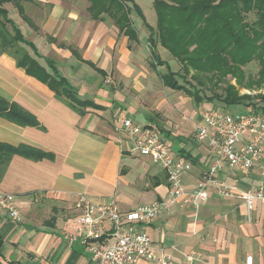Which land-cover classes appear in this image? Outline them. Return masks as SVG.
Returning a JSON list of instances; mask_svg holds the SVG:
<instances>
[{"label":"crops","instance_id":"obj_1","mask_svg":"<svg viewBox=\"0 0 264 264\" xmlns=\"http://www.w3.org/2000/svg\"><path fill=\"white\" fill-rule=\"evenodd\" d=\"M35 1L26 3V10L36 28L19 12L20 19H13L22 32L27 25L29 35L23 33L35 43L39 61L46 66L45 60L52 59L67 86L87 105L75 108L12 56L0 54V95L35 119L19 124L0 116V144L26 145L46 154L35 158L23 148L12 155L0 178V194L14 196L22 218L0 206V264H91L87 246L67 238V233L81 231L76 222L80 193L95 203H114L122 212L167 195L165 171L134 149L120 120L156 128L176 156L191 163L183 176L190 190L215 157L195 138L207 99L165 84L168 59L160 63L151 49L161 56L169 52L150 44L145 22V30L136 26L138 37L130 40L111 18H92L89 0ZM178 67L177 62L172 69ZM216 177L243 189L262 180L258 168L246 174L223 167ZM140 229L157 249L173 255L174 264H246L248 256L253 264H264L263 201L249 212L243 200L223 197L212 188L197 213L192 205L177 203ZM194 252L200 255L190 259Z\"/></svg>","mask_w":264,"mask_h":264},{"label":"trees","instance_id":"obj_2","mask_svg":"<svg viewBox=\"0 0 264 264\" xmlns=\"http://www.w3.org/2000/svg\"><path fill=\"white\" fill-rule=\"evenodd\" d=\"M89 1L92 18L109 17L120 33L130 40L137 39L138 31L131 19V13L139 11L137 3L133 0ZM9 2L16 5L23 20L36 28L26 10V3L36 4L35 0H0V54L12 56L28 74L47 83L75 108L87 105L67 86L52 59L45 60L46 66L39 61L35 43L25 37L10 16L5 5ZM154 7L156 25L145 22L148 41L152 46L165 47L179 65L174 71L166 62L167 72L162 75L166 85L196 94L198 99L217 100L224 105L245 104L264 112V0H154ZM151 50L163 63L160 54ZM252 61L259 65L256 76L244 70ZM179 71L183 72L185 84L178 83ZM246 78V86L263 92L257 96L259 103L251 100L252 96L240 95L237 85L231 81L235 79L242 85ZM0 116L19 124L35 123L31 114L1 95ZM23 148L31 150L35 158L46 155L26 145L0 144V178L12 155Z\"/></svg>","mask_w":264,"mask_h":264},{"label":"built area","instance_id":"obj_3","mask_svg":"<svg viewBox=\"0 0 264 264\" xmlns=\"http://www.w3.org/2000/svg\"><path fill=\"white\" fill-rule=\"evenodd\" d=\"M113 83L112 78L105 80ZM122 128L134 143V149L159 165L167 175L168 189L164 199L138 205L122 212L114 203H95L80 193L81 209L76 222L80 233H67L70 241L81 240L91 254V264H139L141 260L155 264H174L172 254L157 249L142 225L154 223L163 211H169L177 203L192 205L196 213L202 201L214 189L223 197L238 198L246 203L251 212L256 201L264 202V112L252 110L232 113L225 107H208L203 111L195 138L206 143L215 157L204 177L193 189L187 190L183 176L191 169V163L183 156H176L163 135L150 125H141L131 118H122ZM227 167L231 173L236 169L249 174L258 168L262 180L255 187L243 189L235 184L219 180L216 173ZM14 196L0 194V206L21 220L14 206ZM194 254L200 255L199 252ZM253 264V256L246 258Z\"/></svg>","mask_w":264,"mask_h":264},{"label":"rangeland","instance_id":"obj_4","mask_svg":"<svg viewBox=\"0 0 264 264\" xmlns=\"http://www.w3.org/2000/svg\"><path fill=\"white\" fill-rule=\"evenodd\" d=\"M133 2L138 4L139 7V11H137V13H133V21H134V25L138 27V29L140 30V32L142 33V31H144V27L143 24L144 22H147L151 25H155L157 22V12L156 9L154 7V0H133ZM9 9L10 12V16L12 18H14L16 21H18L20 19L19 14H18V10L16 8H14V4L13 3H8L6 6ZM20 23V22H19ZM27 28V25H25ZM24 29L23 32L27 34V29ZM166 56H161V59H168V62L170 64V66L173 68L176 66L177 62L175 60L174 57H172L170 54H165ZM154 58H152L153 60ZM158 60V59H157ZM176 69V68H174ZM246 73L252 74L253 76H256L259 70V65L258 62L256 61H252L250 62L248 65L245 66ZM165 72H167L165 70ZM180 75V76H179ZM179 75H178V83L180 84H185L184 81V77H183V72L179 71ZM227 77L231 78L230 75H228ZM188 78H190L188 76ZM248 79L246 78L245 81H243L242 85H238L235 79H232L231 81L233 82V84L237 85V88L239 89V94L240 95H244L247 94L249 96H252L251 100L258 102V94L263 93L261 91H259L256 88H250L248 86H246L245 83H247ZM216 90V89H215ZM217 92H220V90H216ZM205 107H225L228 111L232 112V113H247L251 110H253L252 107L247 106L245 104H230V105H224L219 103V101L214 100V101H204L203 102ZM259 103V102H258ZM145 123H141V125H144Z\"/></svg>","mask_w":264,"mask_h":264}]
</instances>
